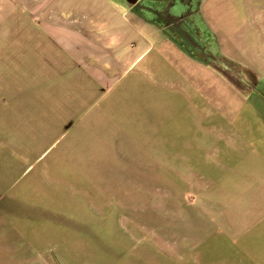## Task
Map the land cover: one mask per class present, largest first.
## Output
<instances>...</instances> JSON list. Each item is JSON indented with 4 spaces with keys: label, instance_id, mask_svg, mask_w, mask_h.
Listing matches in <instances>:
<instances>
[{
    "label": "crops",
    "instance_id": "0c3cea01",
    "mask_svg": "<svg viewBox=\"0 0 264 264\" xmlns=\"http://www.w3.org/2000/svg\"><path fill=\"white\" fill-rule=\"evenodd\" d=\"M0 72V264L97 259L105 220L71 190L5 187L9 165L65 132L133 131L120 103L138 82L191 122L172 156L209 222L194 259L264 264V0H0ZM131 252L111 264H136Z\"/></svg>",
    "mask_w": 264,
    "mask_h": 264
},
{
    "label": "rangeland",
    "instance_id": "374dc122",
    "mask_svg": "<svg viewBox=\"0 0 264 264\" xmlns=\"http://www.w3.org/2000/svg\"><path fill=\"white\" fill-rule=\"evenodd\" d=\"M145 89V82H138L120 103L136 112L133 131L72 133L64 139L65 132L58 145L42 149L39 162L9 165L5 187L71 190L68 204L89 205L91 220H105L104 228L91 229V253H98L92 264L114 263L130 251L136 264H198L197 251L209 254L208 243L194 244L195 235L208 239L210 231L208 220L196 219L195 181L179 173L184 165L172 156L181 142L193 141L191 122Z\"/></svg>",
    "mask_w": 264,
    "mask_h": 264
},
{
    "label": "water",
    "instance_id": "95a60500",
    "mask_svg": "<svg viewBox=\"0 0 264 264\" xmlns=\"http://www.w3.org/2000/svg\"><path fill=\"white\" fill-rule=\"evenodd\" d=\"M129 1L134 2L135 0H129Z\"/></svg>",
    "mask_w": 264,
    "mask_h": 264
}]
</instances>
